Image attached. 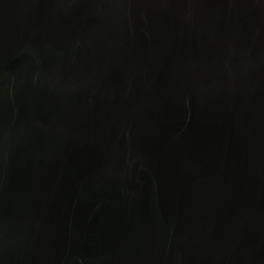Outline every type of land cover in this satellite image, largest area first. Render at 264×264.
<instances>
[{
  "label": "water",
  "instance_id": "water-1",
  "mask_svg": "<svg viewBox=\"0 0 264 264\" xmlns=\"http://www.w3.org/2000/svg\"><path fill=\"white\" fill-rule=\"evenodd\" d=\"M0 264H264V0H0Z\"/></svg>",
  "mask_w": 264,
  "mask_h": 264
}]
</instances>
